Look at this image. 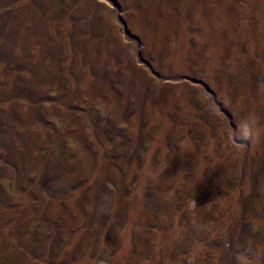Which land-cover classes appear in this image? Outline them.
<instances>
[{"label":"rangeland","instance_id":"374dc122","mask_svg":"<svg viewBox=\"0 0 264 264\" xmlns=\"http://www.w3.org/2000/svg\"><path fill=\"white\" fill-rule=\"evenodd\" d=\"M0 264H264V0H0Z\"/></svg>","mask_w":264,"mask_h":264},{"label":"clouds","instance_id":"9594fccd","mask_svg":"<svg viewBox=\"0 0 264 264\" xmlns=\"http://www.w3.org/2000/svg\"><path fill=\"white\" fill-rule=\"evenodd\" d=\"M257 133L258 127L253 116L250 115L248 118L243 119L240 122L238 134L242 140L250 141L254 139Z\"/></svg>","mask_w":264,"mask_h":264}]
</instances>
